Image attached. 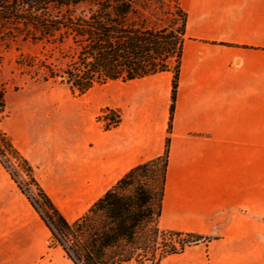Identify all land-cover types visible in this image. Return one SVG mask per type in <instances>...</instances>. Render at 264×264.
<instances>
[{"label": "crops", "instance_id": "0c3cea01", "mask_svg": "<svg viewBox=\"0 0 264 264\" xmlns=\"http://www.w3.org/2000/svg\"><path fill=\"white\" fill-rule=\"evenodd\" d=\"M180 2L187 27L160 226L213 240L162 264H264V0ZM116 87L87 109L77 102L75 132L25 129L35 176L69 221L165 152L173 73ZM107 106L122 118L109 130L94 121Z\"/></svg>", "mask_w": 264, "mask_h": 264}, {"label": "trees", "instance_id": "16d2710c", "mask_svg": "<svg viewBox=\"0 0 264 264\" xmlns=\"http://www.w3.org/2000/svg\"><path fill=\"white\" fill-rule=\"evenodd\" d=\"M186 27L180 0H0V47L31 43L47 52L21 55L19 63L37 81L59 82L82 96L110 82L173 73L164 154L132 168L74 221L48 195L34 166L2 128L9 112L0 81V150L24 168L36 199L9 162L1 156L0 161L51 232L50 248H62L73 264H162L213 240L160 226ZM111 120L115 124L106 130L120 124L121 114Z\"/></svg>", "mask_w": 264, "mask_h": 264}, {"label": "rangeland", "instance_id": "374dc122", "mask_svg": "<svg viewBox=\"0 0 264 264\" xmlns=\"http://www.w3.org/2000/svg\"><path fill=\"white\" fill-rule=\"evenodd\" d=\"M45 53L47 52L41 46L31 43H22L20 47L13 46L10 49L0 47V81L6 88L9 112L2 122V128L24 155L25 129L31 135L55 130L75 132L80 107L77 102L83 103L87 109L102 102L109 93L117 92L116 86L121 85L120 81L110 82L78 96L59 82L37 81L19 62L22 54L44 57ZM109 109L111 108L108 106L102 107L94 117L95 123L103 128V113ZM0 156L9 162L10 170L21 186L36 199L37 190L19 162L1 150ZM90 202L91 200L84 202L80 211ZM64 203L69 204V201L64 200ZM68 218L74 220L77 216ZM48 231L39 214L0 161V264H73L62 248H50L52 234ZM193 247L195 246L190 248Z\"/></svg>", "mask_w": 264, "mask_h": 264}, {"label": "built area", "instance_id": "2783aa9c", "mask_svg": "<svg viewBox=\"0 0 264 264\" xmlns=\"http://www.w3.org/2000/svg\"><path fill=\"white\" fill-rule=\"evenodd\" d=\"M103 117H102V121L105 122V126L106 125H110V126H113L115 124V121H112L111 120V116L114 114V115H118L119 112L117 110H114V109H109V110H106V112L103 113Z\"/></svg>", "mask_w": 264, "mask_h": 264}]
</instances>
